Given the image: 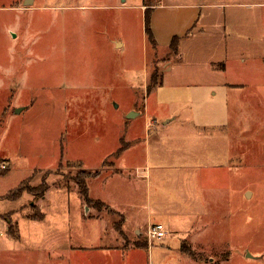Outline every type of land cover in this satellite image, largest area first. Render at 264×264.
I'll return each mask as SVG.
<instances>
[{"label": "rangeland", "instance_id": "374dc122", "mask_svg": "<svg viewBox=\"0 0 264 264\" xmlns=\"http://www.w3.org/2000/svg\"><path fill=\"white\" fill-rule=\"evenodd\" d=\"M24 2L0 0V264H48L47 239L78 229L90 231L87 247L100 233L102 245L64 263L264 264V0ZM145 3L154 7L156 50L145 35ZM174 40L178 55L170 57ZM153 74L162 86L148 91ZM128 143L148 170L161 166L165 208L174 201L165 185L180 168L200 202L193 215L205 208V182L223 189L221 208L208 198L206 217L195 221L203 234L166 230L149 244L142 214L137 235L100 202L80 213L54 194V185L76 191L79 165L114 171ZM44 186L46 202L29 194ZM95 189L90 196L100 198ZM106 250L126 256L113 260Z\"/></svg>", "mask_w": 264, "mask_h": 264}, {"label": "crops", "instance_id": "0c3cea01", "mask_svg": "<svg viewBox=\"0 0 264 264\" xmlns=\"http://www.w3.org/2000/svg\"><path fill=\"white\" fill-rule=\"evenodd\" d=\"M142 10L145 11L144 8H142ZM114 45L115 48L120 45L122 49V44L115 42ZM139 115L135 118L140 117ZM171 123L172 122H167L165 125L168 126ZM152 125L156 126V123L153 122ZM136 154L138 156L140 155V157H136ZM116 155H118L115 158L118 162V166L114 163L115 170H102L103 173L101 172V175L97 179L89 180L87 182V188L89 191V197L92 195L91 187H95V191H100V198L91 197L90 199L102 203L110 210L117 213L123 221L124 229L134 231L137 235L141 234L144 226L135 223L133 224V222L136 221L137 217L140 219L143 216L147 221L146 232L149 227H151L150 225L153 221L155 225L157 224L165 227V230L169 231L170 234H203L205 232V228V230L202 227L196 228L195 221L199 217H206L205 209L208 206V198L211 199L209 203L210 208L214 207L213 204L218 207V210L221 208L219 205L221 204L224 193L222 188L214 189L213 186L208 187L207 182H205V186L201 190L202 202L205 208L203 209L202 215H193L191 214V212H193L192 210L198 209V204L200 202L196 200L192 193L194 183L190 182V174H188V171L185 168H180V173L177 172L168 177L170 182L165 186H168L171 189L174 201L165 208V205L163 206L162 203L163 201H160V199H162L161 197H163V192L161 190L163 189L162 184L164 182L163 174L161 173V166L157 165L153 169L148 170L149 168L145 165L148 161L146 162L144 160L145 157L143 158L144 155L142 152L138 149H133L130 146V143L124 144L123 149ZM145 156L148 158V154ZM153 170L156 173V175L154 174V182L151 174V171ZM210 170H212L210 167L204 168V171ZM88 171L91 172V170ZM53 189L56 196L62 197L68 202L73 200L81 213L84 203L76 191H67L66 189H60V187H56L55 185ZM41 202H46V196ZM176 205L179 209H176ZM140 214H142V216ZM100 234L98 237L99 242L94 246L91 245V247H87L83 244V241L90 236V231L78 229L75 231H67L66 235L63 233L61 236L58 233L54 234L52 238L49 237V239H47V247L51 253V255H49L48 264H69L68 260L66 263H64L63 260L68 259L71 254L75 253L94 254V252H96L95 250L99 249L102 245L103 237ZM71 235L74 239L75 237L78 239V241L74 240L73 245L70 244ZM64 240L69 244L65 246V251L63 250L64 246H62L61 252H64L61 253L59 252V245L60 243H63ZM17 242H22L20 237ZM103 252H105L104 254H106V256L112 254L111 258L113 260H117L118 258L119 260L117 261H120L121 258H125L126 256L124 254V257H120L121 255H118L117 257L115 254L118 252L107 250ZM59 260H61L62 263H60Z\"/></svg>", "mask_w": 264, "mask_h": 264}, {"label": "trees", "instance_id": "16d2710c", "mask_svg": "<svg viewBox=\"0 0 264 264\" xmlns=\"http://www.w3.org/2000/svg\"><path fill=\"white\" fill-rule=\"evenodd\" d=\"M145 9L144 11V24H145V35L148 39V41L150 42V45L151 47L156 50V43L153 39V36H152V32L150 30V16L151 14L153 13L154 11V7L152 5H148V4H144L143 7ZM170 52L171 54L169 55L170 57L173 55V56H177L178 55V41L177 40H174L172 45H171V48H170ZM169 57V58H170ZM162 86V78L161 76L158 77V74H153L152 77H151V85L150 87L148 88V91L150 90H153L157 87H161ZM118 156V155H117ZM79 170H78V174L79 176L75 178L74 180V185H75V188H76V192L77 194L80 196L81 200L83 201L84 205L87 206V207H93V208H96V206H102L100 203H95L94 201H92L89 197V191H88V188H87V182L89 180H94V179H97L100 174L99 172L97 171H93V172H87V171H83L82 169V166H78L77 167ZM67 191H72L70 188H65ZM49 188L44 186L42 188V190H39L37 193L35 190L33 191H29L31 194L32 197L34 198H39V199H44L47 192H48ZM23 196V191L21 190H18L14 193H11L10 194V198L11 199H15V201L17 200H20ZM30 220L32 222H42L44 219L42 216H33L30 218ZM123 223V221H122ZM115 229H118L117 228V225H116V228ZM12 238L15 240V241H19V236H15V235H12ZM189 257L191 259L194 258L193 254L192 253H188Z\"/></svg>", "mask_w": 264, "mask_h": 264}, {"label": "built area", "instance_id": "2783aa9c", "mask_svg": "<svg viewBox=\"0 0 264 264\" xmlns=\"http://www.w3.org/2000/svg\"><path fill=\"white\" fill-rule=\"evenodd\" d=\"M166 230L161 225H154L148 229L147 240L149 244L160 242L166 238Z\"/></svg>", "mask_w": 264, "mask_h": 264}, {"label": "water", "instance_id": "95a60500", "mask_svg": "<svg viewBox=\"0 0 264 264\" xmlns=\"http://www.w3.org/2000/svg\"><path fill=\"white\" fill-rule=\"evenodd\" d=\"M32 4H33V0H25L24 7L29 8L32 6ZM22 112H23V110H20L17 112V114L20 115ZM248 259H251V257L248 256ZM213 262L214 261H212L211 263H213Z\"/></svg>", "mask_w": 264, "mask_h": 264}]
</instances>
